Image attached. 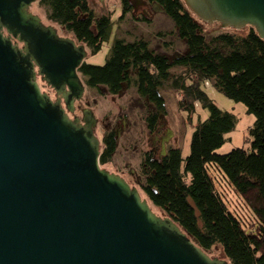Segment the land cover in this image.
Wrapping results in <instances>:
<instances>
[{
    "label": "water",
    "instance_id": "95a60500",
    "mask_svg": "<svg viewBox=\"0 0 264 264\" xmlns=\"http://www.w3.org/2000/svg\"><path fill=\"white\" fill-rule=\"evenodd\" d=\"M37 1L0 0V264H229L100 166L93 111L70 115L87 46L44 24ZM183 1L206 25L264 40V0Z\"/></svg>",
    "mask_w": 264,
    "mask_h": 264
},
{
    "label": "trees",
    "instance_id": "16d2710c",
    "mask_svg": "<svg viewBox=\"0 0 264 264\" xmlns=\"http://www.w3.org/2000/svg\"><path fill=\"white\" fill-rule=\"evenodd\" d=\"M145 1L164 10L187 51L171 60L143 38H115L103 65L84 61L78 73L86 86L97 91L104 86L110 95L133 87L153 107L145 116L150 133L166 115L160 90L167 84L182 95L181 109L192 113L199 102L208 110V118L192 134L184 161L179 148H168L161 157L152 150L142 154L138 187L151 207L169 216L208 254L218 246L229 264H264V40L250 26L244 35L221 32L208 40L183 0ZM38 3L45 7L48 20L64 27L91 54L99 52L111 35V14H97L88 0ZM121 4V19L134 12L131 0ZM174 67L181 71L172 75ZM205 83L243 103L254 115L245 146L227 154L216 152L234 129L236 117L203 91ZM116 148L112 129L102 139V168L111 162Z\"/></svg>",
    "mask_w": 264,
    "mask_h": 264
},
{
    "label": "rangeland",
    "instance_id": "374dc122",
    "mask_svg": "<svg viewBox=\"0 0 264 264\" xmlns=\"http://www.w3.org/2000/svg\"><path fill=\"white\" fill-rule=\"evenodd\" d=\"M88 1L97 14H111L112 30L109 39L103 43L99 52L91 54L90 48L87 47L89 54L84 59L86 63L103 65L110 54L115 38L126 41L143 38L149 42L152 50L156 51V53L165 54L171 60L185 53L184 41L178 37L174 23L165 13L160 11L159 8L161 7L158 4H148L145 0H131L135 8L134 12L126 14L121 19V0H104L103 3L98 0ZM104 7L106 13L102 9ZM30 11L38 15L44 24L53 25L60 36L74 37L64 27L48 20L45 7L39 5L38 1L32 4ZM143 16L147 19L145 20ZM198 21L208 40L221 32L241 36L249 30V26L241 30L223 29L218 23L206 25L204 22ZM159 33H165V35L161 37ZM180 71L181 68L174 67L171 69V74L173 75ZM133 75L136 77V74ZM81 78L85 84V79L82 76ZM37 81L43 91L47 92L53 99L56 97L55 92L47 88L44 81ZM201 88L221 110L232 113L236 117L234 129L226 135L225 143L216 152L218 154H227L233 149L245 146L247 131L253 126L255 121L254 115L247 112V108L243 103L227 98L215 90L210 83L203 84ZM99 90L92 89L85 84L83 99L78 102L79 108L75 110L74 114L81 117L80 109L82 110L83 108H90L93 111L97 119L95 134L101 143L107 131L119 128L123 118L128 119L129 123L127 126L120 130L119 135H116V152H114L111 162L104 168L111 173L120 175L131 186L136 187L141 197L146 199L144 193L138 187V183L141 180L139 171L142 154L154 149L159 155L160 142L163 137H166V139L168 138L165 144L166 148H179L184 161L190 153V141L193 132L201 122L208 118L209 112L199 102H195V109L192 113L181 109L179 102L182 95L167 84L160 90L165 100L166 115L161 118L163 127L159 131L160 135L155 138L156 133H149L144 120L145 116L152 111V105L142 99L133 87L124 86L118 95L108 94L104 86H101ZM168 131L171 132V136L166 135ZM164 138L163 140L165 141ZM183 167L184 162L182 170ZM151 208L156 214L165 215L158 208ZM209 255L223 258L221 249L218 246L214 247Z\"/></svg>",
    "mask_w": 264,
    "mask_h": 264
},
{
    "label": "flooded vegetation",
    "instance_id": "af4514ba",
    "mask_svg": "<svg viewBox=\"0 0 264 264\" xmlns=\"http://www.w3.org/2000/svg\"><path fill=\"white\" fill-rule=\"evenodd\" d=\"M134 6V5H133ZM134 10H135V8H134ZM21 45V44H20ZM37 80H41L40 79V77H37ZM44 84V83H43ZM43 84H41L42 86H43ZM46 85V84H45ZM46 87L47 88H49L51 91H54L51 87H49V86H47L46 85ZM80 102V101H79ZM75 106H76V109L75 110H78V108H79V106H78V102H76L75 103ZM153 108V107H152ZM80 111H81V109H80ZM71 116L72 115H75V114H70ZM163 118V117H162ZM145 120V119H144ZM129 123V121L126 119V118H123V120H122V123H121V126L119 127V128H117V129H114L115 130V136L118 134V132H120V130L121 129H124V127L125 126H127V124ZM162 127H163V124H162V122H161V120L159 121V125H158V129H157V131L155 132V133H152V134H155V138L156 137H158L160 134V130L162 129ZM150 133V132H149ZM168 134V132L166 133V135ZM169 135V134H168ZM169 136H171V135H169ZM161 137V136H160ZM164 138V137H163ZM163 138H162V141L160 142L161 144H160V146H161V148H160V151H159V155H158V157H161V156H163V155H161V149H162V143H164V144H166V142L168 141V138H167V140H166V137L164 138L165 139V141L163 140ZM167 149L168 148H166V145H165V151H167ZM152 151H155L156 152V150H154V149H151ZM166 154V153H165Z\"/></svg>",
    "mask_w": 264,
    "mask_h": 264
},
{
    "label": "crops",
    "instance_id": "0c3cea01",
    "mask_svg": "<svg viewBox=\"0 0 264 264\" xmlns=\"http://www.w3.org/2000/svg\"><path fill=\"white\" fill-rule=\"evenodd\" d=\"M161 41H164L163 39H160ZM164 43H166V42H164ZM186 47V46H185ZM187 51V48L185 49V51L184 52H186ZM128 120V119H127ZM116 152V151H115Z\"/></svg>",
    "mask_w": 264,
    "mask_h": 264
}]
</instances>
